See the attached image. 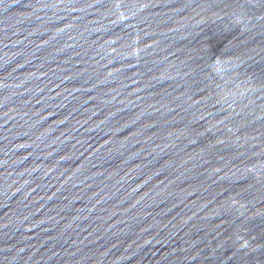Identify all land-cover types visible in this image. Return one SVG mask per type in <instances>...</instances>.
Wrapping results in <instances>:
<instances>
[{
	"label": "water",
	"instance_id": "water-1",
	"mask_svg": "<svg viewBox=\"0 0 264 264\" xmlns=\"http://www.w3.org/2000/svg\"><path fill=\"white\" fill-rule=\"evenodd\" d=\"M0 264H264V0H0Z\"/></svg>",
	"mask_w": 264,
	"mask_h": 264
}]
</instances>
